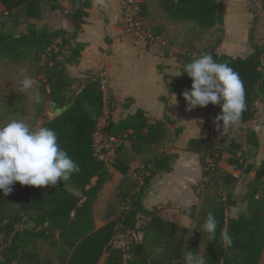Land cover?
Masks as SVG:
<instances>
[{
	"label": "trees",
	"instance_id": "trees-1",
	"mask_svg": "<svg viewBox=\"0 0 264 264\" xmlns=\"http://www.w3.org/2000/svg\"><path fill=\"white\" fill-rule=\"evenodd\" d=\"M0 1L7 11H0V58L21 63L32 56L38 74L42 75L45 100L50 105L66 106L53 118L46 115L41 126L57 133L59 146L81 169L69 181H58L55 187L21 186L16 182L8 196L0 190V264H50L48 256L45 259L41 256L45 242L61 250L58 264H99L105 253L103 264H185L184 253L188 251L198 255L197 259L203 256L206 264H260L264 251V202L258 200V190L264 186V155L259 165L245 166V160L238 153L241 144L229 142L228 134L222 136V132H217L216 136L208 134L192 139L188 149L201 154L204 194L200 205L183 209L194 225H182L159 215L158 208L148 209L143 202L150 180L157 173L170 170L177 154L155 151L153 146L167 138L166 123L170 118L151 122L142 109L117 121L110 120L106 126L108 134L120 140L113 165L123 173L117 193L121 209L113 208L106 213V222L96 225L95 203L105 183L112 178L107 161L96 148V134L101 118L111 107L112 95L102 88L101 71L90 69L84 78L73 77L68 71L67 65L80 61L84 45L74 40L80 29L70 33L64 28L38 25L46 12L56 9L66 17L84 20L89 14L86 9L92 7L91 0ZM183 1L159 0V3L169 19L191 22L201 32L223 24L220 0ZM260 3L264 13V0ZM141 12L146 15L143 2ZM3 17L9 18V24ZM257 21L256 14L249 34L253 52L246 57L220 53L217 47L222 38L207 51L175 53L181 71L193 56L210 53L217 63H227L239 73L247 104L242 124L255 117L257 102L264 105V48L255 42ZM191 85L187 73L176 84L181 91L191 90ZM170 89H174L173 84ZM85 104L94 112L85 111ZM205 109L212 111L221 106L210 103ZM181 131L176 128L175 135ZM247 143L251 148H259L254 129L247 131ZM208 153L212 154L213 165L207 161ZM142 154L149 157L143 166L149 173L143 176L139 189L131 191L129 164ZM219 162L245 173L255 172L245 195L247 209L237 217L227 214L228 208L237 201L219 189L233 184L237 176L218 166ZM208 213L217 220L216 239L212 241L202 227ZM224 229L233 240L230 247L220 242ZM129 231L140 233L141 237L129 241L125 247L112 245L117 233ZM201 246L205 247L204 254H200Z\"/></svg>",
	"mask_w": 264,
	"mask_h": 264
},
{
	"label": "crops",
	"instance_id": "crops-1",
	"mask_svg": "<svg viewBox=\"0 0 264 264\" xmlns=\"http://www.w3.org/2000/svg\"><path fill=\"white\" fill-rule=\"evenodd\" d=\"M142 1L146 6L147 25L154 34L162 36L165 43L148 44L142 38L135 40L125 33L123 0H106V6L86 9L89 14L85 16L84 20L66 17L60 10H52L53 15L60 13L61 19L44 18L41 26L64 28L70 33L77 28L80 29L74 40L82 43L84 47L79 63L67 65L68 71L73 77L82 78L90 69L101 71L106 79V90L112 95L111 107L106 109L96 134V139L99 133L101 139L103 138V146L106 147L107 153H100V155L107 161L112 178L105 183L98 199L102 197L106 189H112V192L118 191V185L123 178V173L113 165L117 158L115 148L120 140L109 135L106 126L110 120L117 121L128 113H135L142 109L151 122L165 120V117L170 118L171 121L166 123V127L172 138L169 141L166 139V147L155 148V151L177 154L170 170L157 173L150 180L143 202L150 210L158 208V214L162 217L192 227L194 222L183 212V209L193 204L200 205L202 201L203 194L200 192L199 186L203 180V165L201 154L189 150L188 144L192 139L215 133L213 120L201 123L205 118H203L200 107L192 111L186 110L187 102L182 95L183 91L176 86L182 75L175 77L181 71V63L175 53L189 50L196 54L200 51L196 37L192 36L196 29L190 32L191 30L177 28L184 21L175 22L169 19L159 0ZM253 1H255L256 11L251 8V0H220L224 11V22L209 30L220 28L223 32L222 40L217 47L220 53L234 57H246L253 52L249 34L256 14L258 21L254 29L255 42L260 44L258 39L264 38V32H262L264 13L261 10L260 0ZM63 3L70 8L67 1ZM0 11L7 13L6 6L2 1H0ZM48 12L50 14V11ZM30 21L36 20L30 19ZM19 29H22V26ZM197 29L201 31L199 28ZM170 84L174 85L173 90L170 89ZM173 93L176 94L178 100V104L175 106L170 104ZM256 104L261 106V111H264V105L261 102ZM254 118L241 126L247 127L246 131L259 128L253 124ZM176 128L182 129L178 136L175 135ZM256 133L260 143L257 157L261 161L264 155V139L260 138L259 132ZM227 134L231 138L232 134L230 132ZM155 145L153 144V146ZM245 147L251 150L247 140ZM148 159L146 154H142L129 164L131 167V191L138 190L143 182V176L149 173L143 168ZM218 166L224 170L227 166L229 170L226 169V171L230 172L229 164L219 162ZM240 171L235 168L232 173L237 176ZM239 204L237 201L236 205L231 207H237ZM241 210V212L239 209L230 215L228 208L227 214L230 217H237L245 212L246 208L243 207ZM95 222L97 226H101L106 222V219H101L98 222L95 218ZM138 235L140 238L141 234L138 233ZM204 252L205 247L201 246L200 254H204ZM263 255L264 251L262 257Z\"/></svg>",
	"mask_w": 264,
	"mask_h": 264
},
{
	"label": "clouds",
	"instance_id": "clouds-1",
	"mask_svg": "<svg viewBox=\"0 0 264 264\" xmlns=\"http://www.w3.org/2000/svg\"><path fill=\"white\" fill-rule=\"evenodd\" d=\"M92 7L106 6V0H91ZM25 70H21V75ZM187 73L192 80L191 90L182 93L187 102V111L206 107L210 103L221 106V113L213 120L216 130L221 129L222 136L230 128H239L243 113L247 111L246 89L242 78L227 63H217L210 53L193 56L191 61L183 66L177 76ZM19 92H28L38 86V81L29 76L20 80ZM37 103L42 98L37 93ZM178 104L173 93L170 103ZM85 111L94 112L87 104ZM254 131L259 132L256 128ZM80 167L69 157L58 143L57 133L48 127L30 126L22 120H11L0 126V190L5 196L13 191V185L19 182L21 186L55 187L58 181L67 182L73 173H79ZM186 226V225H185ZM203 231L209 235V240L216 239L217 220L208 213L203 224ZM221 244L232 246L233 240L227 229L221 232ZM192 251L184 253L185 264H206L205 258Z\"/></svg>",
	"mask_w": 264,
	"mask_h": 264
},
{
	"label": "rangeland",
	"instance_id": "rangeland-1",
	"mask_svg": "<svg viewBox=\"0 0 264 264\" xmlns=\"http://www.w3.org/2000/svg\"><path fill=\"white\" fill-rule=\"evenodd\" d=\"M251 8L256 11L255 1L253 0H251ZM46 14V16H44L45 19H55V17L61 19L60 13H56V15H53V13L50 11V14L49 12H46ZM142 16L145 17V15L143 14ZM2 20L7 21L8 23L10 22L9 18L6 17H3ZM42 20L38 22L39 26L42 25ZM177 28L191 30L190 32H193L196 29L195 33L192 36L196 37L198 47L201 51L209 50L210 47H212L214 44L218 45L217 42H219V40L223 37V32H221L222 30L220 28L201 32L191 22H183ZM262 32H264V26ZM262 40H264V38L258 39L261 46L264 48V41ZM22 69L25 70L23 72V75H21ZM23 76H29L36 79L38 81V86L33 88L32 90H29L28 92H19V88L21 87L20 80L23 79ZM41 77L42 75L38 74V69L32 56H29L21 63H14L9 58H0V126L5 125L11 120H22L30 126L35 127L40 126L43 123L46 115L50 116L51 105L45 100L42 94V83L40 80ZM37 93L42 98L41 103H37L35 101V96ZM200 110L202 112H205L203 114V118L205 119H203V122H201L202 124L214 120L217 114H220L221 112L220 109L209 111L205 109V107L200 108ZM253 122L255 126H259V136L260 138L264 139V127H262L264 126V111H261V106H259L258 104H256V115ZM222 124L219 132L223 131ZM213 130L215 133L212 135L216 136L218 131L216 130V128ZM246 130L247 127L243 126H240L237 129L230 128L228 130V133L230 132L232 135L231 138H229V142L233 144L239 142L241 144V148L238 149V153L245 160V166H247V164H254L257 166L260 163L259 158L257 157L258 149L251 148V150H248L247 147H245V141L247 140ZM171 138V135L168 133L166 139H168L169 141L171 140ZM166 139L162 143L155 145V148L166 147ZM96 148L101 154L107 153L106 147L103 146V138L101 139L100 133L98 134V137L96 139ZM226 169H228L227 166L225 170ZM230 172L232 173L233 171ZM254 174L255 172L245 173L241 170L240 172H238L237 180L233 184L227 185V187L225 188L221 186L219 187V189L223 192V194H225L226 197L232 196V198H235V200L239 201L240 203V206L238 205L237 207H229L228 212L230 215L233 214V212L238 211L239 209L241 212V208L243 207L247 209V203L244 197L248 188V182L250 178L254 176ZM203 187L204 186L200 184L199 188L202 194H204ZM117 193L118 191L116 190L112 192V189H106L102 197L97 200L95 205V218L98 222H100L101 219L106 218V213L113 210V208H116V210L121 209V207L117 204V202H119ZM258 200L264 202V186L258 190ZM242 202H244V204H242ZM109 204H111L110 207ZM142 220H144V218H142ZM138 236L139 235L136 232H119L112 240V245L125 247V245L129 241L138 238ZM1 240L2 237L0 236V242ZM1 249L2 247L0 245V251ZM60 255L61 250L59 248H55L47 242L44 243L41 253L42 258L45 259L48 256V258H50L51 260L50 264H58ZM106 256L107 253L103 255L99 264H103L105 262ZM45 264L48 263L46 262ZM261 264H264V255L262 257Z\"/></svg>",
	"mask_w": 264,
	"mask_h": 264
},
{
	"label": "built area",
	"instance_id": "built-area-1",
	"mask_svg": "<svg viewBox=\"0 0 264 264\" xmlns=\"http://www.w3.org/2000/svg\"><path fill=\"white\" fill-rule=\"evenodd\" d=\"M141 0H123V23L125 33L132 39H144L148 44L165 43V39L159 34H154L146 23V18L141 14ZM101 85L106 90V79L101 73ZM207 161L213 165L212 154H207ZM235 168L230 166V171Z\"/></svg>",
	"mask_w": 264,
	"mask_h": 264
},
{
	"label": "water",
	"instance_id": "water-1",
	"mask_svg": "<svg viewBox=\"0 0 264 264\" xmlns=\"http://www.w3.org/2000/svg\"><path fill=\"white\" fill-rule=\"evenodd\" d=\"M183 2H188V1H183ZM66 106L64 104H59V103H52L51 104V111H50V117H54L58 112L61 110H64Z\"/></svg>",
	"mask_w": 264,
	"mask_h": 264
},
{
	"label": "bare ground",
	"instance_id": "bare-ground-1",
	"mask_svg": "<svg viewBox=\"0 0 264 264\" xmlns=\"http://www.w3.org/2000/svg\"><path fill=\"white\" fill-rule=\"evenodd\" d=\"M141 4H142V0H141V2H140V7H141ZM234 33V32H233ZM209 154V153H208Z\"/></svg>",
	"mask_w": 264,
	"mask_h": 264
}]
</instances>
